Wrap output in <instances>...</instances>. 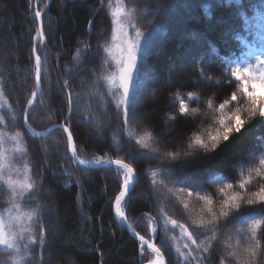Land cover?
Here are the masks:
<instances>
[{
    "label": "trees",
    "instance_id": "trees-1",
    "mask_svg": "<svg viewBox=\"0 0 264 264\" xmlns=\"http://www.w3.org/2000/svg\"><path fill=\"white\" fill-rule=\"evenodd\" d=\"M182 1L124 0L128 7L134 3L139 5L138 22L143 32L155 30L153 46L147 58L142 61L143 70L139 77L138 99L141 107L130 113L133 121L129 129L133 136L144 131H152L156 140L150 147L161 149L160 157L144 162L131 159V154H138L141 149L121 134L122 125L112 104L107 105L109 109L107 113L95 102L90 112L83 107L89 100L87 90L92 87L95 80L91 69L98 67L99 57L93 60L89 56H84L78 65L75 60L76 53L83 49V42H90L94 47L108 38L99 34L109 27L110 10L107 13L102 10L100 0H52L43 17L50 38L45 42L46 46L42 43L39 48L43 54L42 80L45 91L41 96L44 103L35 107L33 127L37 131H44L53 124L62 122L66 109L58 78L69 79L73 73L68 70H74L76 78L71 80V87L74 91L85 93L81 109L77 111L76 116L79 118L81 115L94 114L95 124L102 126V130L83 124L73 126L80 154L82 157L123 159L136 169L137 182L131 196L130 207H125V212L128 216L127 221L146 237L148 235L146 223L138 219L145 213L158 216L160 207H164L169 216L183 223H190V219H195L199 215L202 202L177 190L184 185L173 188L169 183L180 175L176 172L178 167L190 171L201 181H207L202 186L214 195L218 208V201L222 196L218 195L217 181L224 180L235 185L241 171L248 167H258L259 158L264 154V120L261 119L246 124L241 133L234 134L215 152L205 153L203 150L189 147L195 135L207 137L221 127L220 113L215 109L236 91V87L230 86L221 73H226L229 65L234 67L235 61L253 59L255 50L264 49V0ZM46 2L47 0H40L38 7L42 9ZM109 2L110 0H104L105 6ZM160 2L180 4L181 8H185V13L178 15L177 10L172 11L168 7L162 14H151L156 4ZM191 6L193 12L188 9ZM149 19L152 23H147ZM219 19L223 24H217ZM89 21L95 24V35H89ZM175 22L179 23L176 31L173 26ZM0 26L2 40L0 78H4L2 82L5 95L13 108H22L27 99L24 90H30L34 83L30 75L33 62L29 55L32 47L31 36L34 35L36 25L33 22L29 0H0ZM192 43L194 46L202 45V48H193L191 66L169 85L167 78L172 74V65H176L177 58L184 55ZM85 64L89 70L80 71ZM200 67L204 68L206 76H211L220 83L216 84L203 78L197 83ZM99 74L96 73L97 76ZM154 74L160 78L154 79ZM188 93L199 96L200 100L194 101ZM180 99H184L188 105L189 115L179 113ZM208 100L212 101V108L208 107ZM16 101L20 102L19 106ZM192 109L197 111L192 112ZM230 109L234 110L233 106L225 109L226 115H230ZM17 130L24 131L22 127L8 129L9 132ZM62 136V133L55 132L47 139L40 140L25 133L30 158L37 161L36 171L43 172L46 176L43 188L38 189L37 195L38 202L45 206L42 215L50 233L48 236L50 246L54 249L52 204L47 193L48 187L54 190V200L63 215L64 230L59 238L75 237L74 243L71 242L68 246H60L57 243L55 246L57 253H71L77 264H141L142 257L138 251L137 240L114 217L113 201L119 191L116 168L105 167L84 171L70 163L62 151L64 147ZM115 141L119 142V146ZM42 148L47 149L49 159H45ZM58 149L61 151L57 154ZM167 151L178 152L182 158L185 157V153H189L186 159H195L196 163L192 165L180 161H166L163 159V153ZM202 156L207 158L200 160ZM61 168L67 169L69 174L53 175L60 173ZM151 169L171 170V174L165 173L156 177L158 181L164 179L167 189H172L171 192L159 185L156 188L152 187L149 174ZM35 179L39 180L40 177L36 176ZM5 195L6 193L0 194V200ZM181 201L189 204L191 215L182 210ZM6 207L7 204L0 203V210ZM229 227L231 223L221 225V240L224 236L223 229ZM176 234L175 231L161 229L156 239L157 246L164 251L167 264H177L176 254L174 248L168 250L163 241L166 237ZM32 255L35 256L36 253ZM148 255L143 258L145 261ZM46 256L52 260L53 253ZM6 257V251L0 249V260ZM54 258L53 261L63 264L60 256L56 255ZM208 264L213 262L209 261Z\"/></svg>",
    "mask_w": 264,
    "mask_h": 264
},
{
    "label": "snow or ice",
    "instance_id": "snow-or-ice-1",
    "mask_svg": "<svg viewBox=\"0 0 264 264\" xmlns=\"http://www.w3.org/2000/svg\"><path fill=\"white\" fill-rule=\"evenodd\" d=\"M39 2L40 0H29L33 22L36 25L34 35L31 36L32 47L29 55L33 62L30 75L34 83L30 90H24L27 99L22 108H13L5 95L2 82L4 78H0V194L6 193L0 203L8 205L0 210V249L7 253V257L0 260V264H60L59 261H52L46 256L53 253V248L49 244L50 233L42 215L45 206L38 202L37 195L38 189L43 188L46 176L43 172L36 171L37 161L30 158L25 133L40 140L47 139L55 132L62 133L64 140L62 151L70 163L84 171L115 165L119 191L114 197L113 209L115 216L125 223L128 220L125 207H130L134 192L136 169L132 164L123 159L106 160L102 156L82 157L80 154L73 126L83 124L97 130H102V126L95 124L94 114L81 115L77 118L76 113L81 109L85 93L74 91L71 87V80L76 78L74 70H68L73 73L69 79L58 78L66 109L62 122L53 124L45 131H37L33 127L35 107L44 103L41 96L45 91L42 80L43 54L39 48L50 38L44 25L45 11L38 7ZM170 6L165 2L157 3L151 14H162ZM47 7L48 5H45V9ZM100 8L106 13L109 10L111 12L109 27L99 34L108 38L94 47L90 42H83V49L78 50L75 57L78 65L84 56H89L93 60L99 57L98 67L91 69L95 80L92 87L87 90L89 100L83 107L90 112L95 102L107 113L109 111L107 105L112 104L122 125L121 134L141 149L138 154H131V159L141 162L154 160L161 156V149L150 147L156 140L153 132L144 131L134 137L129 125L133 121L130 113L141 107L138 99L139 77L143 70L142 61L147 58L153 46L155 30L149 33L141 30L138 22L140 7L135 3L128 7L124 0L114 2L110 0L105 6L104 0H100ZM147 23H152V20H147ZM88 32L89 35L96 34L93 21L88 22ZM234 64V67L228 66L226 73H221L230 86L236 87L230 98L224 99L218 109H215L220 113L221 127L207 137L195 135L189 145L190 148L195 147L205 153L215 152L234 134L241 133L246 124L256 119L264 120V51L254 55L253 59L238 60ZM79 70L88 71L89 67L85 64ZM97 72L100 73L99 76L96 75ZM201 78L220 83L211 76H206L203 67L199 68L197 83L201 82ZM188 96L194 101L200 100L199 96L192 93H188ZM16 103L19 106L20 102ZM207 104L209 108L213 107L211 100H208ZM230 105L234 110L230 109V115H226L225 109ZM195 111L197 110L192 109V112ZM179 113L189 115L188 105L184 99L179 100ZM10 127L17 129L22 127L24 131L9 132ZM115 143L119 146L118 141ZM41 151L46 160L50 158L46 148H42ZM59 151L61 150L58 149L57 154ZM189 155L185 153V157L182 158L178 152L167 151L163 153V159L195 165V159H186ZM206 158L202 156L199 159ZM176 172L180 175L169 183L173 188L184 185L177 190L202 202L199 215L195 219H190V223H183L169 216L164 207H160L158 216L145 213L138 219L146 223L147 237L129 224L128 227L138 242L141 264H167L164 251L155 243L161 229L177 233L163 241L168 250L174 248L177 264H208L209 261L213 264H264V154L259 158L258 167H248L241 171L235 185L224 180L217 181L218 195L222 196L218 201V208L214 195L202 186L206 180L197 179L182 167H178ZM165 173L171 174V170H150V183L153 188L159 185L167 189L164 179L159 181L156 179L157 175ZM58 174L69 173L67 169L61 168L60 173H53ZM36 176L40 179H35ZM167 191L171 192L172 189ZM180 203L182 210L191 215L189 204L183 201ZM228 223H231V227L223 229L224 236L221 240V225ZM33 253L36 255L33 256ZM146 254L149 255L145 261L143 258ZM55 255L60 256L63 264H77L71 253Z\"/></svg>",
    "mask_w": 264,
    "mask_h": 264
},
{
    "label": "rangeland",
    "instance_id": "rangeland-1",
    "mask_svg": "<svg viewBox=\"0 0 264 264\" xmlns=\"http://www.w3.org/2000/svg\"><path fill=\"white\" fill-rule=\"evenodd\" d=\"M187 1V0H186ZM182 2H185V0H183ZM171 10H177L180 8V4L179 5H171L170 6ZM189 11L193 12V6H191L190 8H188ZM187 9V10H188ZM173 15H175L173 13ZM223 24V22L221 21V19L217 20V24ZM226 24V23H225ZM178 25L179 23L176 24L175 22V31L178 29ZM227 25V24H226ZM225 26V25H223ZM1 27V26H0ZM205 37H203L204 39ZM0 41H2L0 39ZM202 45H198L194 43H192V45L189 47V50L182 56L177 58V63L176 65L173 64L172 65V74L170 75V77L167 78V83L173 84V82L176 81V78L179 74L184 73L185 69H187L189 66H191L192 64V60H193V52L195 47L196 48H202ZM194 48V49H193ZM153 78H160L157 74L153 75ZM155 96V95H154ZM102 137V136H101ZM47 193L50 195V203L52 204V209H51V215H52V220H51V224H52V229H53V258L52 261L55 260V253H57V248L55 247L57 243H59L60 246H68L71 242L74 243L75 237L69 238V237H64L63 239H60V235H62V232L64 230V223H63V215L60 211V208L58 206V204L55 202L54 200V190L50 187L47 188ZM80 214H82L80 212ZM86 241H89L88 239H86Z\"/></svg>",
    "mask_w": 264,
    "mask_h": 264
},
{
    "label": "water",
    "instance_id": "water-1",
    "mask_svg": "<svg viewBox=\"0 0 264 264\" xmlns=\"http://www.w3.org/2000/svg\"><path fill=\"white\" fill-rule=\"evenodd\" d=\"M46 5H48V7H49V5H50V3H49V0L47 1V3H46ZM47 7V8H48ZM43 10L45 11L46 9H45V6H44V8H43ZM45 131V130H44ZM106 160H108V159H106ZM111 160H113V159H111ZM111 166H113V167H116L115 165H111ZM103 167H109V166H102V167H100V168H103ZM136 180H137V173H136V177L134 178V186H135V184H136ZM113 212H114V209H113ZM114 217H115V220L118 222V223H120L121 225H123L124 227H126L128 230H129V232H131V234H132V230L128 227V225H129V223H125V222H123V221H121L120 220V218H118V217H116L115 216V213H114ZM133 235V234H132ZM155 242H156V240H155Z\"/></svg>",
    "mask_w": 264,
    "mask_h": 264
},
{
    "label": "bare ground",
    "instance_id": "bare-ground-1",
    "mask_svg": "<svg viewBox=\"0 0 264 264\" xmlns=\"http://www.w3.org/2000/svg\"><path fill=\"white\" fill-rule=\"evenodd\" d=\"M179 11V12H178ZM183 13H185V8L183 7V8H179V9H177V14L178 15H181V14H183Z\"/></svg>",
    "mask_w": 264,
    "mask_h": 264
}]
</instances>
